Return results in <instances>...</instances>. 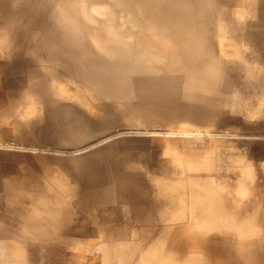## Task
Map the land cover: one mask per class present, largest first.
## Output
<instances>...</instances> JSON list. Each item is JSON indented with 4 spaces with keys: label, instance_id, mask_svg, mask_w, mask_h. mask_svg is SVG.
<instances>
[{
    "label": "rangeland",
    "instance_id": "obj_1",
    "mask_svg": "<svg viewBox=\"0 0 264 264\" xmlns=\"http://www.w3.org/2000/svg\"><path fill=\"white\" fill-rule=\"evenodd\" d=\"M27 1H29L30 4ZM60 1L63 2L65 0H0V41L2 40L4 34V31L1 30V26L7 24V31H9L10 35H13L15 40L14 44L10 47L11 50H9L6 45L0 46V209L4 214L13 215L19 221L18 225L16 224L14 226V229L21 235V237H19L20 240L25 241L24 244H16L14 247V252L17 255L19 254V256L21 254L26 256L29 252V248L26 247V244L28 245L26 242L27 238L30 239V237H33L32 240L37 239L34 237V233L24 225L26 216L36 207L34 206V201L40 199L53 201L56 197L62 200L60 206L62 216L58 222L60 226L59 228L66 232L64 233L65 235L62 236L63 242L58 250H41L40 253L34 254L30 258H26V260H14L13 264H120L119 261L115 260V253L117 251L113 252L111 250L113 249L112 245L114 243L124 245L130 244L132 246L131 248H134V252L136 254L133 255L136 257L134 258L135 261L138 257L139 259H142V251L146 247L151 244L159 246L161 240L165 237L166 238L163 242L165 244L167 243L169 247L174 248L176 251L174 258L178 264H185L189 261V254L195 253L200 254L202 259L204 255V259L206 258L204 260L205 262L202 260L204 264H263L264 0H129L135 4H141V6L147 7L148 12L146 13H150V15L148 14L149 16H147L144 14L146 15L144 16L145 18H154V21L158 22V17H164L163 20L165 21H163L162 24L168 23L169 26L164 24L160 28L159 25H161V22H159L160 24H158L157 30L159 28L160 31L166 30V33L168 30L169 33L167 34L170 36V39L171 35L174 37V33L175 35L182 34L183 37L185 34H187V36H192V34L193 36L195 35L194 42L190 40L192 42L190 47L191 49L189 48L191 42L186 38H180L178 35V37H174L177 44L175 43V40L171 39L173 40L171 49L174 50V52H172L174 53L173 56H175V53L177 54V58L176 56L174 57L176 58L175 60H181V64L184 61L183 65H185L187 60L189 62H186V64L189 63V65H191L192 61L190 62L189 59L196 55V58L193 59L192 57V60H195L193 61L194 63L198 62L196 64L201 62L199 66L193 64V69L191 66V69H189V65H186L188 68L183 66L180 70V63L172 66H168V63L167 65L164 64V67H159L163 70L150 68L153 73L157 70L154 75L153 73L151 74V72H149L150 75H146L145 73L148 70H151L149 67H146L145 69L148 68V70L143 71L145 70L144 66L142 67V74L141 63H138V65L135 61L132 63V61H130L131 58L129 57L127 60L130 62L125 60L127 62H125L126 66L123 64L124 62L122 63V59L123 61L125 59L122 55L124 54L123 50L125 51L126 48L125 46L124 48L121 47L123 46L122 43H124L127 39H112L111 30V25H114L115 22L116 29L122 32L120 28L121 23L117 24L116 21L113 22V20H108V22L105 21V23L100 21L102 23L100 24L97 20L91 21L96 17L94 16L93 18L92 16L89 19L90 21H88L89 23L93 22L94 24L90 23L89 25V23H87L88 21L85 20L87 24L84 21L83 23H80V25L76 26V28L80 26L81 29L84 30V33H82V30L78 28V31L79 29L81 30V33L78 32V35L81 34L79 35L81 37L83 35L86 36L87 29L93 28L92 32L90 30L91 33H94L93 31H95L94 34L98 33L97 36L100 38L104 36L106 37H104L105 39L110 38V40L113 41V44L108 42L109 46L108 48H105L101 46V43L98 44V41L95 40L93 34V37L89 34L92 39L89 38V36H86L88 43L87 39L83 42V37V40L81 39L82 41L79 39L80 37L78 38L76 28L74 29L73 27L74 31L76 30V33L72 30V22L68 21L69 19L67 20L66 16L65 18L63 17L64 19L58 16L55 3H61ZM37 2H43V5L41 4L40 7ZM46 2L48 3L46 4ZM44 4L49 6L46 8ZM108 17L106 18L111 19L110 16ZM22 18L24 20H21ZM148 20L150 21V19ZM32 22H37V26H35L37 29L39 28L38 30L36 29L39 31L38 33L42 32L41 34H43V30H45V36L42 38V41L38 40V35V39H36L37 41L33 39L34 37L31 38L37 33ZM70 22L71 25L69 24ZM26 23H29L30 25L32 24L33 27H29ZM58 24L60 27L62 26L61 28L63 29L61 30H64L63 32H67L71 29L72 32L69 30L71 37L70 34L68 36V32L64 34L62 31L60 32ZM62 24H64V26ZM98 25H102L101 29L100 26L97 28ZM27 27H29V29ZM67 28L69 29L66 30ZM40 29L43 30L40 31ZM98 29L102 32L100 35ZM59 32L63 35H58ZM171 32L173 34H171ZM163 33L165 32L163 31ZM41 34L40 36L42 37ZM72 34H75L76 37L75 35L73 37ZM224 35L227 36V39H225L226 36L224 38ZM62 36L64 40L66 39L65 42L64 40L62 42ZM187 36L185 35V37ZM69 37L73 39L71 40ZM74 38H76V40H74ZM31 39L37 43L32 45L34 42ZM59 39L61 42L58 41ZM68 39L71 41L69 40V43H66ZM185 39L188 41H185ZM231 39H233V41ZM77 40H80L79 43L81 42L78 46H81L82 43H84L82 53L83 51H88V49L85 50V48H89V51L93 50L92 52L94 53L96 52L94 54L90 51L92 54L91 57V54L88 53L90 54L88 56L89 58L93 57L92 64L89 62L91 59H88L87 62V53L84 52L86 53L85 60L89 66H86V62L84 61L85 64L82 63L84 64V67L82 68L87 69V71L79 68V61L76 63L77 59L82 62L81 59L84 57V53L80 54L81 51L76 53L81 49L80 47V49L77 50ZM223 40H229V43L223 44L224 46H226V44L230 45L233 43L232 45L235 47V43L238 42L236 44L238 46L235 47L238 50L234 48V51H232V54L233 52L235 54L232 55L231 53L224 51V48L226 50L227 46L224 47L222 45L221 41L223 42ZM72 41H74V43L76 41L77 44L75 43V47L74 44H70ZM42 42L45 43L43 44ZM57 42L62 44V46L57 44ZM118 42H120L121 45H119L120 43ZM187 42H189V44L186 46L185 43ZM46 43L50 46L46 47ZM89 43L90 47L89 45H87L88 47L85 46V44ZM38 44H40V46ZM45 44L46 46H44ZM94 44L95 48L98 47V50L96 49L97 51L103 53L106 52V54H100L103 56L102 59L99 54L97 55L98 52L94 51L95 49L93 47L90 49L91 46H94ZM36 45L41 47V49H43L41 45L46 47V54L49 53L48 48H51V45H54L55 47L57 45L60 46V48L57 47L58 49H55V47H52V51L50 52L51 54H47L49 56L52 55V59L49 56L47 59V55L42 53L46 56L45 59V57L43 58L41 56V52H45L44 50L40 52V48L38 47L40 54L35 53L37 49ZM176 45L178 47H176ZM221 46H223V48ZM184 47H186L187 50ZM196 47H198L199 50ZM113 48H115L117 52H115V49ZM193 48H196V50ZM227 49L228 51H231L230 49L232 48L227 47ZM193 50H195V52H193ZM120 51L122 52L120 55L121 60H118L116 58H119L118 56ZM187 51L188 53L191 51L195 54H191L190 52L191 57L189 55L188 59L186 56L188 55ZM54 52H58L57 55H53ZM197 53L203 55L199 56ZM208 53L210 56L207 55ZM58 54H63L64 57L61 56V59L64 58L65 61L62 60L59 63L58 61L61 59L57 57L60 56ZM114 55L116 57H114ZM54 56L57 58L55 59ZM71 56H76L75 58L78 56V58L75 61V58L73 57L72 60ZM65 57L67 59V65L65 64ZM112 57L118 61H113ZM199 57L201 60H198ZM106 58L111 59V61L106 60ZM207 58H210L209 61ZM57 59L58 61L56 62ZM94 60H96V62H94ZM102 60L104 61L102 62ZM250 61H252V63ZM134 62L135 66L137 65L138 70L140 67V72L136 70L137 67H135L136 69L133 67L131 68L130 66L127 67V65H129L128 63L134 64ZM202 62H204L203 66H205V69L203 70H205V73L203 71H199V69L197 70L198 67L200 68V65L201 68H203ZM145 64L147 65V63ZM123 65L127 68L123 69ZM194 65L195 68L197 66L195 70ZM166 66L169 70L173 69V71H170V73L167 71L169 75H166V77L162 75V77L161 74L164 72L162 73L161 71L165 70L166 72ZM170 66L172 68H170ZM221 67L224 70L221 69ZM128 68L136 70V75L137 73L138 75L134 76L133 72L135 71L129 72ZM119 69H121L122 72L124 70V73L128 72L127 74L125 73L127 76H125L124 73L119 74L121 71ZM60 70L62 72H65L66 70V72L62 73ZM158 70L161 72L160 74L158 73ZM206 71L208 72V76L213 79L208 78L211 81L214 80L215 83L218 84L211 85L212 87L210 86L211 88L207 89L205 87L207 86L206 83H208L207 80L209 81L208 84H211L213 81L211 82L209 79H204V82L206 81V85H204L203 88L204 90L206 88L207 91H204L202 88L204 93L202 91L201 94V91L198 90H201L200 87L204 84V82L202 83L201 81H203V75H206ZM221 72H224L226 75L221 74ZM129 73H132L133 75L132 80L131 77H128ZM157 73L159 74L158 76ZM84 74L85 77L88 75L86 79H83L85 78ZM118 74L120 78L122 75L128 77V81L124 82V79H122L124 77L123 76L121 79L125 84H121L122 80L119 81ZM101 75L105 79L100 77ZM132 75L130 74V76ZM184 75H186V77ZM221 75L225 76H222L221 78ZM227 75L228 78H225ZM89 76L90 78H88ZM91 76L93 79L95 77V81L91 79ZM96 76L97 79L98 77H100L99 79H104L103 82L99 79L96 80ZM164 78H168L169 81L167 82ZM204 78H207V75ZM219 78H221L220 80L223 82H221L222 84L219 83ZM98 81L100 83H104V81L105 83L107 82L106 84H103L106 86H101L102 83L100 85ZM129 81L131 83H129ZM111 82L114 83V86ZM126 83H129L128 89L119 88V90L121 89L124 92H128L129 98H126L128 100L131 98L132 102H129L127 99L126 100L128 102L124 99L123 101L121 100L122 98H118L119 96L117 97L118 99L114 97L115 95L113 96L114 98L110 96V87H112V90L114 89V91H111L113 95L117 94L115 90L118 91V93L121 91L117 90L119 85L124 88V86L127 85ZM192 84H196L197 86L200 85V87H192ZM212 84H214V82ZM59 85L61 87H59ZM108 86L110 88L109 91L106 89V93L104 92L103 94V91L105 90H102V88L105 89ZM195 88H198L197 91ZM84 90H86L87 93H84ZM90 91L92 93H90ZM124 92L123 94L121 93V95H124L125 97ZM205 92L209 94L208 96L212 95L211 100L209 99L211 102L214 97L217 99H215V101L213 100V102H216L218 106L215 103L213 105L216 106L209 105L211 102L208 103V96L205 98V95H207ZM211 92L212 94H210ZM107 93H110L109 96ZM200 94L202 97H200ZM113 99H116L117 102ZM85 100L86 102L89 100L88 104L89 102L92 103L90 104V107L89 105H85L87 104L85 103ZM204 100H206V102H203ZM206 103L208 105H206ZM91 105L93 106L92 109ZM185 112H187L188 115L191 112L189 116L186 113V119L183 118L185 117ZM140 113L145 116L146 114H149L148 116L152 119L150 120L148 117L147 120V116L142 118L143 116L141 117ZM180 113L184 116H181ZM207 116H209V118ZM188 117H190L189 120ZM141 118L142 120L146 119V124L144 123L145 121L141 122ZM204 118L207 120H203L205 123L202 121ZM212 118L213 120L211 124L208 121H211L209 119ZM86 119H88V121ZM139 123H144L145 125L143 124V126ZM148 123L152 124L153 127ZM177 123H180L184 129L183 127L181 129V126L177 128ZM165 124H167L168 128ZM184 124H186V126L187 124H190V126L187 128ZM147 125H149L148 127L151 130H154L155 133L149 129L146 132L148 128ZM172 126L175 128H172ZM191 126L194 128L196 126L195 129L197 131H195V129ZM205 127L207 128L205 129ZM236 127L238 129H235ZM131 128L138 131L140 129L141 131L145 129V132L142 131V133L134 131ZM174 129L176 131L178 130L179 133L176 131L173 132ZM106 130L108 131L106 132ZM123 131L126 133H123ZM165 131L167 133H165ZM171 131L173 134H168L171 133ZM187 131H189V133H187ZM191 131H195L198 135L200 134V137L202 136V133L200 132L204 131L203 133L205 135L203 134L204 137L199 139L195 137L197 134ZM211 131L214 132L212 133ZM208 132L211 133L209 134ZM219 132H222V134ZM226 132L227 134L223 135ZM110 133H115V135L113 134L111 137ZM190 133L196 135H188ZM214 134L220 135L215 136ZM103 136L105 137V140ZM191 136L195 138L193 139ZM106 137L108 139H106ZM189 137L194 140L193 142L192 140L190 142L195 144L200 142L198 140L202 141L203 138L206 140L205 137H207V140L205 141L207 148L204 145V141L202 142L203 145H199L200 147L196 144L199 149L204 146L202 151H198L199 155L196 153V150L193 152L194 149H196V145H192L190 142L188 143L190 144L189 149H193L191 152L194 154L196 153L197 156L201 155L200 158H202L200 161L203 160L204 163L201 162L200 166L199 164L197 166V163H191L195 164V166L190 165V163L186 161L192 157L190 154H193L189 153L188 155L186 153L190 151L188 150V144V147L183 149V145L189 141ZM97 138L98 140L102 139L103 141L97 142ZM212 138L215 140L216 145L214 144V140ZM195 139H198L196 140L197 142ZM208 139H212L213 141ZM221 139L226 142L219 145L222 142H220ZM176 141H179L181 144ZM210 141L213 143L212 145L210 144ZM206 142H209L208 144L213 149H210ZM84 144H88L89 146H85ZM179 145H182L180 147L181 152L178 147ZM193 146L195 147L193 148ZM85 148L88 149L84 150ZM102 148H104V150ZM66 151L67 153H65ZM77 151L80 152L78 153ZM183 151H185V155L188 156L185 157ZM177 152L179 153L178 155ZM33 154L34 156H32ZM80 155H83V157ZM195 155H193V158L196 157ZM177 156L179 158H177ZM185 158L187 159L185 160ZM200 158H197V160ZM246 159H250L252 161L248 160L249 164H246ZM51 164L53 168L51 167ZM166 165L167 167H165ZM149 167H151V170ZM249 168H252L253 171L252 169L249 170ZM181 169H183V171ZM205 171L210 173L208 174ZM60 172L63 175H61ZM247 173L249 175H247ZM250 174L255 177L251 176V178H249L248 176H250ZM188 175L192 178L190 179L191 182L188 181ZM89 178H91L93 182H90ZM64 179L65 187H62L59 185V181L64 184ZM53 180L55 181L53 182ZM184 180L188 182L184 183L187 185H185L186 187H181L180 185L176 188V190H174L175 188L172 189V186L175 185L176 181L180 182ZM207 182L211 185H217L213 186L218 188L217 191L222 195V197L224 196L223 198L226 205L223 210L232 215L233 224L231 227L224 226L221 229L217 228L209 232H204L200 235H195L193 233L194 236H192V231L189 228L193 222L192 214L191 216L189 215V213H191V208L183 202V199L190 197V183H192L191 187L198 186V188H206L208 184ZM93 183L94 185L95 183L97 184L94 186ZM244 183L248 185V191H250L246 192L247 196L243 197L245 194L240 193L238 188L240 185H244L246 187ZM12 198H14V202L12 201ZM21 205H26L25 209H23ZM255 206L257 208H255ZM10 209H12V211ZM254 209H258L259 213L262 210L263 213L259 214L257 212L258 210L255 211ZM249 211L252 212V214L253 212H256L255 215L258 213V216L253 214L252 216L255 218L251 216L252 218L250 217V219L258 218L259 220L260 217V223L262 224L256 223L257 225H255V220H250L248 218V215L251 214ZM241 212H243L244 215ZM112 213L115 214V216H113ZM117 213L118 215H116ZM149 215L151 216L149 217ZM242 217L249 219V222L248 220H245L246 222H244ZM147 219L149 220L148 224L146 223L148 222ZM242 219L244 223L248 222L249 228L250 226L255 227V233L252 235L242 233L239 229L240 227H243L241 225H244V223L240 222ZM251 221L252 223H250ZM258 224H260V226ZM245 226L247 225L245 224ZM150 232L151 234L149 235L148 233ZM187 232L188 235L186 234ZM163 234H166L165 237H163ZM161 235L163 238L160 240L159 237H161ZM4 239L11 240L10 238ZM48 239H50L48 241H51L52 238L49 237ZM39 240L41 241L42 239H37L36 241L42 243ZM105 240V243H107L105 249H100L102 245L98 242H104ZM175 240L177 242H175ZM48 241H46V243L44 242V244L48 245ZM94 243H96V245ZM105 243H102L103 246H105ZM93 245L95 247L97 246L95 249L98 252L92 248ZM98 247L100 250H98ZM109 249L113 252V254ZM1 252L2 251H0V254ZM99 252H101V254ZM207 252L209 255H207ZM130 254H128L129 257ZM106 258H108V260ZM178 259H181L182 262L181 260L179 262ZM0 262L2 264H12L11 261L9 262V258L6 255H0ZM124 263H126L125 260H123V263L121 264Z\"/></svg>",
    "mask_w": 264,
    "mask_h": 264
},
{
    "label": "bare ground",
    "instance_id": "obj_2",
    "mask_svg": "<svg viewBox=\"0 0 264 264\" xmlns=\"http://www.w3.org/2000/svg\"><path fill=\"white\" fill-rule=\"evenodd\" d=\"M29 4H30V2L29 1H27ZM61 3H58V2H56L55 3V7H56V9H57V13H58V16H60V17H64L65 18V16L67 17V20L68 21H71L72 22V30L74 31V29L76 28V26H78V25H80V23H83L85 20H89L92 16H93V18H94V16H96L95 17V19H93V20H91V21H94V20H97L98 22H100V21H102V23L104 22L105 23V21H107L108 22V20H113V22L114 21H116L117 22V24H120V28H121V30H122V32L121 31H119L118 29H116V26H115V22H114V25L112 24L111 25V30H112V39H114V40H117V39H120V38H122V39H127L126 41H124V43H122V47L121 48H124V46H125V51L123 50V52H124V54H122V52L120 51V54H119V58H116V59H120L121 60V58H120V55L122 54L123 55V58L125 57V59H124V61H123V59H122V63L123 64H125V62L126 61H128L127 60V58L129 57V58H131L130 59V61H132V63H133V61H135L136 63H137V65H138V63L140 64L141 63V65H139V66H141V68L144 66V69L146 68V67H149V69L150 68H158V69H160V70H163L162 68H159V67H162L164 64L165 65H167L168 63V66L169 65H174V64H177V63H180L181 64V60H179V61H176L175 59L177 58V54L175 53V56H176V58H174L175 56H173L174 55V53H172V52H174V50L173 49H171L172 48V41L173 40H175L174 39V37L176 36V37H178V36H180V38L181 37H183V35L181 34H176L175 35V33H174V37H172V35H171V39H173V40H171L169 37L170 36H168V34L167 33H169V31L167 30V33H166V30H162V31H160L159 29L161 28V26L162 25H164V24H166V23H164V24H162L163 23V21H165V20H163V18L164 17H162V18H159L158 17V22L157 21H154V18H148V17H144V16H149L150 15V13H146V12H148V9H147V7H145V6H141V4H135V3H133L132 1H129V0H100V1H98V0H65V1H60ZM38 3V5H40V7H41V4L43 3H39V2H37ZM36 3V4H37ZM45 3V2H44ZM48 2H46V4H47ZM27 4V3H26ZM32 4V3H31ZM46 4H44L45 6H46ZM16 5V4H15ZM17 5H18V3H17ZM43 5V4H42ZM47 6H49V5H47ZM47 6H46V8H47ZM147 10V11H146ZM98 12V13H97ZM144 14H146V15H144ZM149 14V15H148ZM141 17H140V16ZM100 16H101V19H100ZM108 17V16H110L111 17V19H108V18H106V17ZM104 17V18H103ZM144 17V18H143ZM63 18V19H64ZM103 18V19H102ZM150 19V21L148 20V19ZM147 19V20H146ZM21 20H24L23 18L21 19ZM157 20V19H156ZM162 20V21H161ZM67 21V22H68ZM90 21V20H89ZM89 21L87 22V23H89ZM71 22L69 23L70 25H71ZM156 22H157V24H156ZM159 22H161V25H159L160 26V28L157 30V26H158V24H160ZM33 23V22H32ZM37 23V22H36ZM36 23H33L34 24V27H35V31L37 32L36 33V35L35 36H32L31 38H33V39H38V37H37V35L39 36V39L38 40H41L42 41V38L45 36V34H44V32H45V30H43V29H40V31H42L43 30V34H41V33H38L39 31H37L38 29L36 28V26H37V24ZM85 23H86V21H85ZM84 23V24H85ZM86 23V24H87ZM90 23H93V22H90ZM90 23H89V25H90ZM101 22H100V24H102ZM27 25H29V27L30 26H32V24L30 25L29 23H26ZM60 24V23H59ZM58 24V25H59ZM94 24V23H93ZM96 24V23H95ZM26 25V26H27ZM36 25V26H35ZM63 26H64V24H62ZM92 25V24H91ZM169 26V24L167 23L166 24V26ZM8 24L7 25H3V26H1V30L2 31H4V34H3V38H2V40L0 41V46H3V45H6L8 48H9V50H11L10 49V47L14 44V42H15V40H14V37H13V35H10V33H9V31H7V29H8ZM99 26L100 25H98V27L97 28H99ZM102 26V25H101ZM101 26H100V29H101ZM108 26V25H107ZM165 26V27H166ZM29 27H27L28 29H29ZM33 27V26H32ZM59 27H60V25H59ZM62 27V26H61ZM60 27V32L62 31L61 29H63V28H61ZM73 27H74V29H73ZM117 27H119V26H117ZM26 28V29H27ZM78 28H80L81 29V27L79 26V27H77L76 28V30L78 29ZM95 28V27H94ZM97 28H96V30H97ZM167 28V27H166ZM32 29V28H31ZM37 29V30H36ZM69 28H67L66 30H68ZM79 29V31L77 30H75L74 31V33H76L77 35H78V32H80L81 30ZM86 29V28H85ZM93 29V28H92ZM92 29L90 28H88L87 29V32H86V36H89V34H91V36L93 37V35H94V37H95V40H97L98 41V44L99 43H101V46H103V47H105V48H108V46H109V44H108V42H110V44H113V41L112 40H110V38H107V39H105L104 37H102L103 36V34H102V38H104L103 40H101L102 38H100V37H98L97 35H98V33L97 34H94L95 33V31H93L94 33H91L92 32ZM100 29H98L99 30V35H100V33H102V32H100ZM65 30V31H66ZM70 31H71V29H69ZM67 31L68 32V36H69V34H70V37H71V33H69L70 31ZM90 30H91V32H90ZM34 31V30H33ZM34 31V32H35ZM64 31V30H63ZM62 31V32H63ZM163 31L165 32V33H163ZM171 31V30H170ZM33 32V33H34ZM57 32V31H56ZM59 32V34L58 33H56V34H58V35H61L62 33H60ZM67 32H63V34L64 33H67ZM72 32V31H71ZM90 32V33H89ZM55 33V32H54ZM81 33V32H80ZM82 33H84V30H82ZM126 33V34H125ZM35 34V33H34ZM40 34L42 35V37L40 36ZM62 34V35H63ZM93 34V35H92ZM171 34H173L172 32H171ZM33 35V34H32ZM65 35H67V34H65ZM64 35V36H65ZM74 35L75 34H72V36L74 37ZM79 35H81V34H79ZM78 35V38L81 40L82 39V37H83V42L87 39L86 38V36L85 35H83L82 37L81 36H79ZM178 35V36H177ZM186 36H187V34H185ZM185 35H184V37L183 38H186V39H188L189 41L190 40H192V42H194V37H195V35L193 36V34H192V36L191 35H189V36H191V37H189V36H187V37H185ZM91 36H89V38H91ZM225 36L226 35H224V38H225ZM37 37V38H36ZM40 37H41V39H40ZM69 37V38H70ZM75 37H76V35H75ZM48 38V37H47ZM62 38H63V36H62ZM67 38V37H66ZM77 38V39H78ZM100 38V39H99ZM192 38V39H191ZM71 40L73 39V38H70ZM70 39H68L67 40V42L66 43H69L68 41L70 40ZM92 39V38H91ZM178 39V38H177ZM185 39V41H188V40H186ZM225 39H227V36H226V38ZM32 40V39H31ZM63 40H64V38L62 39V42H63ZM66 40V39H65ZM65 40H64V42H65ZM70 40V41H71ZM74 40H76V38H74ZM79 40V41H80ZM81 40V41H82ZM90 40V39H89ZM184 40V39H183ZM201 40H202V38H201ZM200 40V41H201ZM232 41H233V39H231ZM230 40V41H231ZM34 43H32V45H34V44H36L35 43V41L34 40H32ZM37 41V40H36ZM40 41V42H41ZM59 42H61V40L59 39L58 40ZM78 41V40H77ZM79 41L76 43V41H75V43L77 44V46H76V44L74 43V41H72V43L70 42V44H74V47L76 46L77 47V50L78 49H80V47H81V49L80 50H78L76 53H78L79 51H81V53L80 54H83L84 52H86V53H84L83 55H84V57L82 58V57H79V58H82L81 59V61L82 62H80V60H78L77 58H78V56H77V58H75L74 56H71L72 58V60H73V57L75 58L74 60L76 61V59H77V61H76V63H78V61H79V63H84V61L86 62V58H87V62H88V59H91L92 60V62H91V60L89 61L90 62V64H92L93 63V57L92 58H89L88 56L91 54L90 53V51L92 52L93 50H90L89 51V48H85V50H87L88 49V51H83V53H82V49H84V43H82V45L81 46H78V45H80L81 44V42L79 43ZM92 41V40H91ZM227 40H223V42L221 41V43H222V45L224 44V43H229V40L226 42ZM56 42V41H55ZM191 42V41H190ZM192 42L190 43V46H189V48L191 47V44H192ZM39 43V42H38ZM43 44L45 43V42H42ZM52 43V42H51ZM50 43V44H51ZM87 43H88V39H87ZM118 43H120V42H118ZM175 43H176V40H175ZM183 43H184V41H183ZM230 43H232V42H230ZM235 43V42H234ZM238 43V42H237ZM237 43H235V47H237L238 45H236ZM41 44V43H40ZM40 44H38L39 46H40ZM46 44H47V46H46ZM44 46H46V47H48V46H50V45H48V43H46ZM57 44H59L58 42H57ZM64 44V43H63ZM177 44V43H176ZM186 44V46L189 44V42H187V43H185ZM194 44V43H193ZM233 44V43H232ZM232 44H230V45H232ZM38 45H36L37 46V49H36V52L35 53H39V48H40V52L42 51V50H44L45 52H41V56L44 58L45 57V59H46V56L45 55H43L42 53H44V54H46V47H44L43 45H41L42 46V48L43 49H41V47H39ZM59 45H61L62 46V44H59ZM87 45H89V47H90V43L89 44H85V46H87ZM119 45H121V43L119 44ZM183 45V44H182ZM229 44H226V46L227 47H229V48H232V49H230L231 51H228V49H227V47L226 46H224V47H226V50H225V48H224V51L225 52H227V53H231L232 54V51H234L233 49L235 48V47H233V45L232 46H228ZM70 46V45H69ZM127 46H128V48H127ZM223 46H221L222 48H223ZM39 47V48H38ZM52 47H55L54 45H51V48L49 47L48 49L50 50H48V52L50 53L51 51H52ZM57 47H59L60 48V46H57L56 45V47H55V49L57 48ZM65 47V46H64ZM63 47V48H64ZM83 47V48H82ZM88 47V46H87ZM92 47L95 49L94 51H97L98 49V47L97 48H95V44H94V46H91V48L90 49H92ZM116 47V46H115ZM120 47V46H119ZM176 47H178L177 45H176ZM35 48V47H34ZM154 48H155V50H154ZM186 50H187V48L186 47H184ZM197 49H198V47H196ZM196 48H193V49H195L196 50ZM243 48V47H242ZM58 49V48H57ZM62 49V48H61ZM97 49V50H96ZM113 49H115V48H113ZM127 49H128V51H127ZM158 49V50H157ZM175 49V48H174ZM184 49V50H185ZM191 49V48H190ZM235 49H237V48H235ZM244 49V48H243ZM4 50V49H3ZM3 50H2V52H3ZM68 50V49H67ZM104 50V49H103ZM173 50V51H172ZM176 50V49H175ZM183 50V51H184ZM195 50H193V52H195ZM199 50V49H198ZM221 50V49H220ZM238 50V49H237ZM38 51V52H37ZM53 51H54V48H53ZM57 51V50H56ZM60 51V50H59ZM62 51H63V49H62ZM119 51V50H118ZM178 51V50H177ZM236 51V50H235ZM5 52V51H4ZM65 52V51H64ZM68 52V51H67ZM98 53H97V55L99 54H101V53H103V52H100V51H97ZM115 52H117L116 51V49H115ZM176 52V51H175ZM184 52H186V51H184ZM190 52L191 51H189V53H188V51H187V53H188V55H186L187 56V58H188V56L190 55ZM193 52H191V54H195V53H193ZM0 53H1V51H0ZM10 53H11V51H10ZM49 53H47V54H49ZM58 53V52H57ZM57 53L56 52H54L53 53V55L55 54V55H57ZM60 53H62V52H60ZM66 53V52H65ZM72 53H74V52H72ZM88 53H90V54H88ZM92 53H94V52H92ZM96 53V52H95ZM94 53V54H95ZM109 53V52H108ZM226 53V54H227ZM236 53H237V51H236ZM3 54V53H2ZM40 54V53H39ZM38 54V55H39ZM46 54V55H47ZM51 54V53H50ZM87 55V57L85 58V56ZM103 54H106V52L105 53H103ZM103 54H101V55H103ZM233 54H235L234 52H233ZM232 54V55H233ZM8 55V54H7ZM58 55H60V54H58ZM68 55V54H67ZM73 55H76V54H73ZM83 55H79V56H83ZM97 55H93V56H97ZM100 55V56H101ZM197 55H203V54H198L197 53ZM208 56H210L209 55V53L207 54ZM219 55H221V54H219ZM228 55V54H227ZM230 55V54H229ZM239 55V54H238ZM49 55H47V59L49 58V57H51V56H49ZM61 56H63V54L62 55H60V56H57L58 58H62ZM66 56V55H65ZM92 56V54L90 55V57ZM105 56V55H104ZM116 56H117V54H116ZM115 55H114V57H116ZM179 56V55H178ZM185 56V57H186ZM196 55H194V57H193V59L194 58H196L195 57ZM41 57V58H42ZM56 57V58H57ZM64 57V56H63ZM99 57V56H98ZM102 57L103 56H101V59H102ZM107 57V56H106ZM110 57V56H109ZM108 57V58H109ZM114 57H112L113 59V61L115 60V58ZM122 57V56H121ZM190 57H191V55H190ZM192 57L189 59L190 60V62L192 63H190L191 65H189V63L188 64H186V62H189L188 60L185 62V65H183L184 63V58H183V62H182V64L180 65L179 64V69L180 68H182L183 66H186V65H189L188 67H192V65L193 64H196V63H198V62H196V63H194L193 61H195V60H192ZM53 57H51V59H52ZM54 58H55V56H54ZM55 58V59H56ZM105 58V57H104ZM103 58V59H104ZM181 58V57H180ZM202 58V57H201ZM214 58V57H213ZM213 58H211V59H213ZM227 58V57H226ZM229 58V57H228ZM237 58V57H236ZM65 59H66V57H65ZM94 59H95V57H94ZM96 59H97V57H96ZM135 59H137L138 60V62H137V60H135ZM175 61H174V60ZM200 59V57L198 58V60ZM202 59H204V58H202ZM208 59V61H209V59L210 58H207ZM62 60H64V58L63 59H61V60H59L58 61V59L56 60V62L58 61L59 63H60V61H62ZM99 60V59H98ZM106 60H109V61H111V59H107L106 58ZM118 60H115L116 62L118 61ZM126 60V61H125ZM201 60V59H200ZM53 61V60H52ZM55 61V60H54ZM65 61V60H64ZM100 61V60H99ZM104 60H102V62H103ZM130 61H128V62H130ZM203 61V60H202ZM87 62H86V66H89L88 64H87ZM94 62H96V60H94ZM107 62V61H106ZM135 62H134V64H130V63H128L129 65H127V67H133V68H135V67H137V65L135 66ZM213 62V61H212ZM211 62V63H212ZM251 63H252V61H250ZM67 63V59H66V62H65V64ZM78 63V66H79V68H81L82 70L84 69V71H87V69H85V68H82V67H84L83 65L84 64H79ZM101 63V62H100ZM127 63V62H126ZM145 63H147V65L145 64ZM203 64H202V66L204 65V62H202ZM210 63V64H211ZM256 63V62H255ZM61 64H63V63H61ZM64 64V65H65ZM117 64V63H116ZM199 64H201V62L199 63ZM199 64H196L197 66H199ZM209 64V63H208ZM216 64V63H215ZM250 64V63H249ZM50 65H52V64H50ZM64 65H61V66H64ZM67 65V64H66ZM65 65V66H66ZM96 65V64H95ZM122 65V64H121ZM131 65H133V66H131ZM149 65V66H148ZM53 66V65H52ZM85 66V67H86ZM96 66H98V65H96ZM125 66H126V64H125ZM124 65H123V69H125V68H127V67H125ZM170 66V68H172ZM178 66V65H177ZM197 66H196V68H197ZM69 67H70V65H69ZM164 67V66H163ZM174 67V66H173ZM187 66H186V68H188ZM191 67L189 68V69H191ZM205 66H203V68H201V65H200V68L198 67L197 68V70L199 69V71H203L204 73H205V70H203V69H205L204 68ZM212 67V66H211ZM223 67V66H222ZM221 67V69H223ZM100 68V67H99ZM167 68V70H166V72H165V70L164 71H161L163 74H161V76L163 75L164 77H166V75L168 76L169 74L168 73H170V71L172 72L173 71V69L171 70H169V68L166 66L165 67V69ZM195 68V65H194V70L196 69ZM218 68V67H217ZM216 68V69H217ZM253 68V67H252ZM251 68V69H252ZM47 69V68H46ZM52 69H54V68H52ZM60 69V68H59ZM72 69V68H71ZM106 69V68H105ZM136 69V68H135ZM192 69H193V67H192ZM231 69H233V68H231ZM69 70V69H68ZM67 70V71H68ZM73 70V69H72ZM119 70H121V69H119ZM131 70V71H130ZM136 70H138V67H137V69ZM136 70H134V69H129L128 68V71L129 72H133V71H135V72H133V75L134 76H137L138 75V73H137V75H136ZM142 70H143V68L141 69V72H142ZM148 70V68L147 69H145V70H143V71H147ZM151 70V69H150ZM181 70V69H180ZM224 70V69H223ZM229 70H230V68H229ZM256 70V69H255ZM254 70V71H255ZM50 71V70H49ZM61 71V70H60ZM64 71V70H63ZM75 72H77L76 70H74ZM117 71V70H116ZM126 71H127V69H126ZM157 70H155V72H156ZM167 71H168V73H167ZM175 71V70H174ZM222 71V70H221ZM62 72V71H61ZM65 72H66V70H65ZM65 72H62V73H65ZM138 72H140V67H139V70H138ZM149 72H151V74L153 73V71L151 70V71H147L145 74L146 75H150L149 74ZM153 73V75L154 74H156V73ZM161 72H159V70H158V73L160 74ZM192 72H193V70H192ZM207 72V71H206ZM230 72H232V71H230ZM69 73V72H68ZM116 73V72H115ZM117 73H119V72H117ZM122 73H124V70H123V72H122V70L120 71V73L119 74H122ZM126 74L128 73V72H125ZM125 73H124V75H125ZM157 73V76L159 75ZM167 73V74H166ZM220 73V72H219ZM86 74V73H85ZM85 74H84V77H85ZM119 74H118V77H119ZM130 74L132 75V73H129V75H128V77L130 78L131 77V80H132V78H133V75L132 76H130ZM142 74H143V72H142ZM178 74V73H177ZM201 74V73H200ZM221 74H225L224 72L222 73L221 72ZM124 75H122L121 76V78L124 76ZM141 75V74H140ZM171 75V74H170ZM191 75V74H190ZM202 75H203V73H202ZM207 75V78H204L205 76ZM206 75H203L204 77H203V81H201L202 83L204 82V79L205 80H207V79H209L210 77L208 76V72L206 73ZM226 75V74H225ZM224 75V76H225ZM83 76V75H82ZM88 75H86V77H87ZM105 76V75H104ZM125 76H127V75H125ZM123 77L122 79H124V82H127L128 81V77ZM156 76V75H155ZM160 76V78H162ZM181 76V75H180ZM185 77H186V75H184ZM222 76L223 75H221V78H222ZM223 76V77H224ZM231 76V75H230ZM86 77L85 78H83V79H86ZM92 77V76H91ZM100 77H102V78H104L102 75L100 76ZM100 77H98V79L100 78ZM114 77V76H113ZM117 77V76H116ZM209 77V78H208ZM88 78H90V76L88 77ZM102 78L101 79H99L100 81L102 80ZM115 78V77H114ZM114 78H112V79H114ZM120 77H119V81H121L122 79H121ZM128 78V79H127ZM212 78V77H211ZM210 78V79H211ZM221 78H219V80L221 79ZM225 78H228V75L225 77ZM91 79H93V77L91 78ZM97 79V76H96V80H98ZM105 79V78H104ZM103 79V80H104ZM125 79H127V80H125ZM209 79V80H210ZM213 79V78H212ZM77 80V79H76ZM94 81H95V77H94V79H93ZM103 80H102V82H103ZM116 80V79H115ZM118 80V79H117ZM162 80H163V78H162ZM164 80H166L167 82L169 81V79L168 78H164ZM218 80V81H219ZM81 81H82V79H81ZM108 81V80H107ZM111 81V80H110ZM211 81V80H210ZM214 82V84H212L213 82ZM211 82V84H208L209 83V81L207 80V82L208 83H206L207 84V86H205L207 89L208 88H211L212 86L211 85H216V84H218V83H215V81L214 80H212ZM217 81V80H216ZM85 82H87V81H85ZM101 82V83H102ZM206 82V81H205ZM205 82H204V84L203 85H201V87H200V85L199 86H197L196 84L194 85V84H192V87L194 86V87H200L201 88V90H198V91H201V94H202V91L204 90V85H206L205 84ZM222 81L220 80L219 81V83L220 84H222L221 83ZM79 83V82H78ZM84 83V82H83ZM90 83V82H89ZM98 83H100L99 81H98ZM101 83H100V85H101ZM107 83V82H106ZM105 83V81H104V83H102V85L101 86H106V85H103V84H106ZM112 83V82H111ZM120 83V82H119ZM123 83V80L121 81V84ZM129 83H131L130 81H129ZM128 83V84H129ZM64 84H66V83H64ZM68 84V83H67ZM85 84V83H84ZM88 84V83H87ZM114 83H112V85H113ZM123 84H125V83H123ZM127 84V83H126ZM125 85L124 86V88H123V86L122 87H120V85H119V87L117 88V90H119V88H122V89H128V86L129 85ZM61 85V84H60ZM59 85V87H61ZM91 85H93V84H91ZM100 85H98V86H100ZM109 85H110V83H109ZM100 86V87H101ZM111 86V85H110ZM114 86V85H113ZM127 86V87H126ZM211 86V87H210ZM220 86V85H219ZM105 88V87H104ZM111 88V91H114V89L112 90V87H110ZM109 86L108 87H106L105 89H103L102 88V90H105V91H103V94H104V92L106 93V89H107V91H109ZM202 88H203V90H202ZM206 88H205V90L204 91H207L206 90ZM220 88V87H219ZM196 89V91H197V89L198 88H195ZM195 89H194V94H195ZM221 89V88H220ZM121 90V89H120ZM119 90V91H120ZM185 90V89H184ZM210 90H212V89H210ZM81 91V90H80ZM79 91V92H80ZM85 92L84 93H87L86 92V90H84ZM88 91V90H87ZM100 91H101V88H100ZM110 91V96L111 97H113L114 95V97L116 98V99H118V98H122L121 100H125V101H127L128 99L127 98H129V96H128V92H124V91H120L119 93H118V91H116L115 90V92L117 93V94H113L112 95V92ZM127 91V90H126ZM204 91H203V93H204ZM123 92H124V94H125V97H124V95H121V93L123 94ZM217 92V91H216ZM90 93H92L91 91H90ZM206 93V92H205ZM93 94H94V92H93ZM108 94V93H107ZM106 94V95H107ZM109 94H108V96H109ZM201 94H200V97H202L201 96ZM207 95H205V98L209 95L208 93H206ZM210 94H212V92L210 93ZM79 95V94H78ZM82 95V94H81ZM95 95H97V94H95ZM117 95V96H116ZM94 96V95H93ZM119 96V97H118ZM121 96V97H120ZM123 96V97H122ZM211 96L212 95H210V96H208V100L210 99L211 100ZM111 97H109V98H111ZM113 97V98H114ZM118 97V98H117ZM127 97V98H126ZM80 98V97H79ZM78 99V98H77ZM116 99H113L114 101L116 100ZM127 99V100H126ZM203 99H204V96H203ZM202 99V100H203ZM215 97L213 98V100L215 101ZM80 100H82V99H80ZM87 100V99H86ZM86 100H85V103H87V104H85V105H89V107H90V104H92V103H90L89 102V104H88V101L86 102ZM121 100H119V101H121ZM123 100V101H124ZM209 100V102L208 103H210L211 101ZM213 100H212V104L210 103L209 105L211 106V105H213L214 103L215 104H217L216 102H213ZM217 100V99H216ZM43 101V100H42ZM122 101V102H123ZM129 102H132V100H131V98H130V100H128ZM127 101V102H128ZM219 101V100H218ZM221 101V100H220ZM83 102V101H82ZM92 102V101H91ZM116 102H117V100H116ZM203 102H206V100H204ZM202 103V102H201ZM119 104H120V102H119ZM206 105H208L207 103H206ZM213 106H216V105H213ZM217 106H218V104H217ZM10 107V106H9ZM93 108V106L91 105V109ZM215 108V107H214ZM5 110V109H4ZM185 110H187V109H185ZM23 112H26V111H23ZM10 113V112H9ZM16 113V112H15ZM186 113L187 112H185V117H183V118H185L186 119V117H187V115H188V113H187V115H186ZM191 113V112H190ZM190 113H189V115H190ZM5 114V113H4ZM7 114V113H6ZM141 114V113H140ZM149 114H146V116L143 114H141V117L142 118H145L146 117V119L149 117L148 116ZM180 115L181 116H184V115H182L181 113H180ZM188 115V116H189ZM206 115H208V114H206ZM211 115V114H210ZM209 115V116H210ZM4 116V115H3ZM145 116V117H144ZM209 116H207L208 118H209ZM212 116V115H211ZM20 117V116H19ZM207 117H205V118H207ZM142 118L140 119V120H142ZM189 118L190 117H188V120H189ZM202 119V121L204 120V121H207L206 119ZM211 118V117H210ZM146 119H144V120H142L141 122H144ZM148 119H152V118H148ZM147 119V120H148ZM23 120V119H22ZM87 121H88V119H86ZM180 120V119H179ZM209 120H211V121H208L209 123H211L212 124V120H213V118L212 119H209ZM214 120H215V118H214ZM183 121H185V120H183ZM199 121H201V120H199ZM203 121V122H204ZM147 122H149V121H147ZM207 122V123H208ZM215 122H217V121H215ZM215 122H214V125H215ZM145 124H146V121L144 122ZM143 123V124H144ZM185 123V122H184ZM187 123H188V121H187ZM205 123V122H204ZM206 123V124H207ZM88 124V123H87ZM139 124H142V123H139ZM142 124V125H143ZM144 124V125H145ZM149 125H151L152 126V124H150V123H148ZM171 124H174V123H171ZM180 124V123H179ZM178 123L176 124V126H177V128H179L180 126V128L182 129V125L180 124L179 125ZM191 124V123H190ZM190 124H187V126H186V124H184L185 125V127H189L190 126ZM17 125V124H16ZM143 125V126H144ZM149 125H147V127L149 126ZM155 125V124H154ZM166 125V127H167V124H165ZM169 125V124H168ZM20 126V125H19ZM18 126V127H19ZM87 126V125H86ZM157 126V125H156ZM175 126V125H174ZM175 126V127H176ZM209 126V125H208ZM211 126V125H210ZM153 127V126H152ZM165 127V126H164ZM163 127V128H164ZM169 127H171V126H169ZM175 127H173L172 126V128H175ZM192 127V126H191ZM191 127H190V129H191ZM199 127V126H198ZM197 127V128H198ZM201 127H202V125H201ZM88 128V127H87ZM114 128V127H113ZM168 128V127H167ZM192 128H194V127H192ZM195 128H196V126H195ZM194 128V129H195ZM207 127H205V129H206ZM208 128H210V127H208ZM123 129H124V127H123ZM126 129V128H125ZM128 129V128H127ZM132 130H134V131H138V130H135V129H133V128H131ZM138 129V128H137ZM144 129V128H143ZM148 129L149 130H151L149 127L147 128V130H146V132L148 131ZM154 129V128H153ZM183 129H184V127H183ZM199 129V128H198ZM201 129V128H200ZM235 129H238L237 127L235 128ZM240 129V128H239ZM145 130V129H144ZM144 130H142L143 132H145ZM228 130V129H227ZM108 130H106V132H107ZM110 131V130H109ZM133 131V132H134ZM141 131V129L138 131V132H142ZM151 131H153V133H155L154 132V130H151ZM169 131V130H168ZM174 131H176L175 129L173 130V132ZM195 131H197L196 129H195ZM195 131H191V132H195ZM105 132V133H106ZM115 132V131H114ZM119 132H120V130H119ZM118 132V133H119ZM126 132H127V130H126ZM126 132H124L123 131V133H126ZM129 132V131H128ZM137 132V133H138ZM142 132V133H143ZM173 132L171 131V133H168V134H173ZM176 132H178V130L176 131ZM180 132H181V130H180ZM204 131H201L200 133H202V136L201 137H204V133H203ZM212 132V131H211ZM210 132V133H211ZM214 132V131H213ZM212 132V133H213ZM224 132V131H223ZM152 133V132H151ZM159 133H160V131H159ZM161 133H163V132H161ZM165 133H167L166 131H165ZM179 133V132H178ZM186 133V132H185ZM187 133H189V131H187ZM186 133V134H187ZM196 133V132H195ZM205 133H207V132H205ZM209 133V132H208ZM209 133V134H210ZM219 133H221L222 134V132H219ZM228 133H234V132H228ZM239 133H241V132H239ZM243 133V132H242ZM250 133H252V132H250ZM114 135H115V133H113ZM113 134H111L110 133V136L111 135H113ZM117 134V133H116ZM134 134V133H133ZM176 134V133H175ZM181 134V133H180ZM193 134V133H192ZM191 133L190 134H188V135H192ZM197 134V135H196ZM196 134H193V135H196L195 137H197V138H201L200 137V134L198 135V133H196ZM204 134V135H203ZM227 134V132L226 133H224L223 135H226ZM236 134V133H235ZM234 134V135H235ZM107 135V134H106ZM192 135V136H193ZM207 135V134H206ZM215 136L216 135H220V134H214ZM213 135V136H214ZM233 135V134H232ZM237 135H241V134H237ZM236 135V136H237ZM105 136V135H104ZM103 136V137H104ZM110 136L108 135V137L110 138ZM191 136V137H192ZM209 136V135H208ZM211 136H212V134H211ZM112 137V136H111ZM195 137H192L193 139L195 138ZM239 137V136H238ZM237 137V138H238ZM96 138V137H95ZM167 138V137H166ZM182 138V137H181ZM192 138L190 139V137H189V141L185 144L184 143V148L183 149H185V148H187L188 146V150H190L189 152H186L188 155H189V153H193V152H195V150L197 151L196 153H198V151L200 152V151H202L203 150V148H204V146L203 147H201L200 149H199V145H203V141H204V145H205V147H206V144H205V141L207 140V137H205V139L206 140H204V138L202 139V141L201 140H198V139H195V141L196 140H198V141H200V142H198V143H201V144H198V143H192L194 140H192ZM209 138V137H208ZM106 139H108L107 137H106ZM213 139V138H212ZM212 139H208V140H211V141H213ZM97 140V142L98 141H103L102 139L101 140H98V138L96 139ZM104 140H105V137H104ZM192 140V142H190ZM224 140V139H223ZM226 140V139H225ZM95 141V140H94ZM93 141V142H94ZM175 141V140H174ZM185 141V140H184ZM211 141H210V144L212 145L213 143H211ZM222 141V139L220 140V142ZM176 142H179V141H176ZM190 142V144L192 143V145H196V149H194V151L193 152H191V150H193L192 148L191 149H189L190 148V144H188ZM197 142V141H196ZM224 142H226V141H222L219 145H221V144H223ZM11 143V142H10ZM95 143V142H94ZM175 143V142H174ZM180 143V142H179ZM207 143V142H206ZM209 143V142H208ZM207 143V144H208ZM90 144V143H89ZM92 144V143H91ZM181 144V143H180ZM182 144H183V142H182ZM187 144H188V146H187ZM214 144H215V140H214ZM19 145H21V144H19ZM85 145V144H84ZM83 145V146H84ZM88 145V144H87ZM87 145H85V146H87ZM177 145H178V143H177ZM186 145V146H185ZM191 145V146H192ZM216 145V144H215ZM26 146V145H25ZM89 146V145H88ZM182 146V145H181ZM180 145L178 146L179 147V150H180V152H181V147ZM208 146L210 147V145L208 144ZM214 146V145H213ZM91 147V146H90ZM104 147V146H103ZM171 147V146H170ZM195 146H193V148H194ZM198 147V148H197ZM216 147V146H215ZM76 148V147H75ZM89 148V147H88ZM88 148H85L84 150H86V149H88ZM100 148V147H99ZM207 148V147H206ZM78 149V148H77ZM103 150H104V148H102ZM173 149V148H172ZM182 149V150H183ZM199 149V150H198ZM210 149H213V148H211L210 147ZM99 150V149H98ZM102 150V151H103ZM166 150V149H165ZM187 150V149H186ZM185 150V151H186ZM187 150V151H188ZM75 151V150H74ZM174 151H177V150H174ZM185 151H183V154L185 155ZM69 152V151H68ZM78 152V151H77ZM80 152V151H79ZM78 152V153H79ZM208 152V151H207ZM58 153V152H57ZM65 153H67V151L65 152ZM75 153V152H74ZM195 153V154H196ZM247 153V152H246ZM62 154V153H61ZM73 154V153H72ZM80 154H82V153H80ZM179 153L177 152V155H178ZM194 153L193 154H190V155H192V157H190V159H187V158H185V160L186 161H188L189 163H190V165H194L195 166V164L197 163V166H198V164H199V166L201 165L200 163L202 162V163H204V161L202 160V161H200L201 160V158H200V156H197V154L195 155ZM84 155V154H83ZM83 155H80L81 157H83ZM137 155V154H136ZM164 155V154H163ZM188 155H185V157L186 156H188ZM193 155H195L197 158H200V159H198L197 160V158L196 157H194V158H196V159H194L193 158ZM198 155H199V153H198ZM203 155H205V154H203ZM207 155V154H206ZM210 155V154H209ZM32 156H34V154L32 155ZM180 156V155H179ZM33 158V157H32ZM138 158V157H137ZM177 158H179L178 156H177ZM180 158H181V156H180ZM246 158H248V157H246ZM251 158V157H250ZM162 159V158H161ZM194 159V160H193ZM205 159V158H204ZM30 160H31V158H30ZM84 160V159H83ZM82 160V161H83ZM86 160H87V158H86ZM85 160V161H86ZM117 160V159H116ZM174 160V159H173ZM247 160V159H246ZM249 161H252V160H250V159H248ZM247 160V162H246V164L248 163L249 164V161ZM162 161V160H161ZM34 162V161H33ZM176 162H177V160H176ZM181 162V161H180ZM121 163V162H120ZM162 163V162H161ZM169 163H170V161H169ZM173 163H175V162H173ZM178 163V162H177ZM191 163H195V164H191ZM87 164V163H86ZM96 164H98V163H96ZM179 164V163H178ZM245 164V163H244ZM242 165V164H241ZM239 166V165H238ZM237 166V167H238ZM249 166V165H248ZM251 166V165H250ZM51 167H52V164H51ZM101 167V166H100ZM165 167H167V165L165 166ZM180 167H181V165H180ZM207 167V166H206ZM240 167V166H239ZM53 168V167H52ZM55 168V167H54ZM150 168V170H151V167H149ZM48 169V168H47ZM100 169V168H99ZM250 169H252V168H249V170ZM55 170V169H54ZM54 170H52V171H54ZM56 170H58V169H56ZM182 171H183V169H181ZM209 170H210V168H209ZM209 170H207V171H209ZM248 170V169H247ZM252 171H253V169H252ZM251 171V172H252ZM58 172V171H57ZM153 172V171H152ZM166 172V171H165ZM185 172H186V170H185ZM206 172V171H205ZM246 172V171H245ZM248 172V171H247ZM250 172V171H249ZM59 173V172H58ZM61 173V172H60ZM188 173V172H187ZM206 173H210V172H206ZM34 174H35V172H34ZM160 174V173H159ZM184 174V173H183ZM192 174H193V172H192ZM246 174V173H245ZM61 175H63L62 173H61ZM169 175V174H168ZM185 175V174H184ZM194 175V174H193ZM207 175V174H206ZM247 175H249L248 173H247ZM90 176V175H89ZM92 176V175H91ZM178 176V175H177ZM251 174H250V176H248L249 178H251ZM254 176V175H253ZM252 176V177H253ZM27 177V176H26ZM50 177V176H49ZM164 177V176H163ZM163 177H161V178H163ZM165 177H166V175H165ZM173 177V176H172ZM188 177H189V175H188ZM246 177V176H245ZM255 177V176H254ZM259 177V176H258ZM262 177V176H261ZM30 178V177H29ZM78 178V177H77ZM90 179V182L92 181L91 180V178H89ZM151 179V178H150ZM156 179V178H155ZM182 179V178H181ZM180 179V180H181ZM190 179H192L191 177H189V179H188V181H190L191 182V180ZM245 179V178H244ZM253 179V178H252ZM68 180V179H67ZM66 180V181H67ZM94 180V179H93ZM168 180V179H167ZM166 180V181H167ZM174 180H177V179H174ZM55 180H53V182H54ZM60 181H61V179H60ZM60 181H59V185L60 186H62V187H65V179L63 180L64 181V184H62V183H60ZM78 181H79V179H78ZM100 181V180H99ZM151 181V180H150ZM161 181V180H160ZM169 181H170V179H169ZM221 181V180H220ZM62 182V181H61ZM68 182V181H67ZM66 182V183H67ZM93 182V181H92ZM188 183L186 180H184V181H176L175 182V185H173L172 187V189H174V190H176V188L177 187H179L180 185H181V187L183 186V187H186L187 185L186 184H184V183ZM245 182H246V180H245ZM153 183V182H152ZM169 183H171V182H169ZM208 183V182H207ZM242 183V182H241ZM240 183V184H241ZM258 183V182H257ZM256 183V184H257ZM97 183H95V185H96ZM159 184H161V183H159ZM191 184L192 183H190V189H191V194H190V197H188V198H185V199H183V202L184 203H186L187 205H189L190 206V208H191V213H189V215L191 216V214H192V220H193V222H192V220H191V222H192V224L191 223H189V224H191L190 225V229H191V231H192V236H194L193 235V233L195 234V235H200V234H203L204 232H209V231H212V230H215V229H217V228H219V229H221V228H223L224 226H227V227H231L232 226V224H233V220H232V215H230V214H228V213H226L223 209H224V206L226 205V202H225V200H224V196L222 197V195L221 194H219L218 193V191H217V187L215 188L214 186H217V185H211L210 183H208L207 184V187L206 188H198V186H192L191 187ZM245 184V183H244ZM93 185H94V183H93ZM94 185V186H95ZM158 185V184H157ZM156 185V186H157ZM162 185V184H161ZM166 185V184H165ZM186 185V186H185ZM223 185H224V183H223ZM246 185V184H245ZM160 186V185H159ZM170 186V185H169ZM244 185H240L239 186V188H238V190L240 191V193H244L245 195H243V197L244 196H247V194H246V192H249L248 191V185H246V187L244 186ZM259 186V185H258ZM92 187V186H91ZM163 187V186H162ZM168 187V186H167ZM197 187V188H196ZM261 187V186H260ZM264 187V186H263ZM49 188H51V187H49ZM78 188V187H77ZM94 188V187H93ZM97 188V187H96ZM159 188H161V187H159ZM246 188V189H245ZM257 188V187H256ZM154 189V188H153ZM158 189V188H157ZM170 189H171V187H170ZM188 189V188H187ZM224 189V188H223ZM163 190V189H162ZM161 190V191H162ZM169 190V189H168ZM167 190V191H168ZM245 190H247V191H245ZM155 191H156V189H155ZM166 191V192H167ZM178 191V190H177ZM188 191V190H187ZM256 191H257V189H256ZM263 191V190H262ZM257 193V192H256ZM255 193V194H256ZM152 194H155V193H152ZM167 194V193H166ZM157 195V194H156ZM236 195V194H235ZM264 195V194H263ZM118 196V195H117ZM166 196V195H165ZM250 196V195H249ZM252 196V195H251ZM253 197V196H252ZM256 197V196H255ZM168 199V198H167ZM252 199V198H251ZM250 199V200H251ZM158 200V199H157ZM12 201L14 202V198H12ZM150 201V200H149ZM262 201H263V199H262ZM35 202V205L34 206H36L34 209H32L31 210V212L30 213H28V215L26 216V220L24 221V225L25 226H27L28 227V229L31 231V232H33L34 233V237L35 238H37V239H42L40 242H42V243H39V242H37L36 240L37 239H35V240H32V238L30 237V239H28L27 238V243H28V245L26 244V247L27 248H29V252H28V254L25 256L24 254L22 255H20V256H17V254L14 252V247L16 246V244H18V245H21V244H24V242L25 241H22V240H20V238L19 237H21V235L19 234V233H17V230L15 231V229H14V226L17 224L18 225V223H19V221L13 216V215H9V214H4L2 211H1V209H0V251H2L1 252V254L0 255H6V256H8V258H9V262L11 261L12 262V264H13V261L14 260H16V261H19V260H26V258H30V257H32L34 254H37V253H40V251L42 250V251H44V250H48V251H56V250H58V248L61 246V244H62V242H63V235H65L64 233H66L64 230H62L61 228H59L60 226H59V220H60V217L62 216V211H60V206H61V203H62V200H60L58 197H56V198H54L53 199V201L51 200V201H49L48 199H40V200H37V201H34ZM33 202V203H34ZM148 202V201H147ZM156 202V201H155ZM245 202V201H244ZM243 202V203H244ZM247 202V201H246ZM249 202V201H248ZM251 202V201H250ZM256 202V201H255ZM254 202V203H255ZM154 203V202H153ZM176 203V202H175ZM242 203V202H241ZM155 204V203H154ZM182 204V203H181ZM251 204V203H250ZM259 204V203H258ZM262 204V203H261ZM252 205V204H251ZM33 206V207H34ZM169 206V205H168ZM258 206V205H257ZM262 206V205H261ZM21 207L23 208V209H25V207H26V205H21ZM249 207V206H248ZM263 207H264V205H263ZM163 208H165V207H163ZM255 208H257L256 206H255ZM260 208V207H259ZM262 208V207H261ZM166 209V208H165ZM173 209V208H172ZM241 209H242V207H241ZM250 209H251V207H250ZM11 211H12V209H10ZM161 210V209H160ZM168 210V209H167ZM174 210V209H173ZM245 210H247V209H245ZM255 210V209H254ZM253 210V211H254ZM258 209H256L255 211H257ZM261 210V209H260ZM264 210V209H263ZM244 211V210H243ZM248 211V210H247ZM252 211V210H251ZM106 212H107V210H106ZM258 213H259V210L257 211ZM264 212V211H263ZM262 212V210H261V214L263 213ZM111 213V212H110ZM122 213V212H121ZM242 214H243V212H241ZM249 213H251V214H249L248 216H246V217H248L249 219H250V217L254 214L255 215V213L256 212H253V214H252V212H250L249 211ZM257 213V215H255V216H258L259 214ZM113 214V213H112ZM111 214V215H112ZM123 214V213H122ZM116 215H118V213L116 214ZM244 215V214H243ZM262 215H264V213L262 214ZM109 216H110V214H109ZM113 216H115V214H113ZM151 215H149V217H150ZM189 216V217H190ZM261 216V215H260ZM111 217V216H110ZM120 217H122V216H120ZM245 217V216H244ZM252 217H254V216H252ZM251 217V218H252ZM123 218V217H122ZM190 218V219H191ZM243 218V217H242ZM255 218V217H254ZM253 218V219H254ZM151 219V218H150ZM167 219V218H166ZM189 219V218H188ZM244 219V222H246L245 220H248V222H249V219H245V218H243ZM243 219L240 221V222H242V223H244L243 222ZM253 219H250V220H253ZM264 219V218H263ZM119 220V219H118ZM120 220H122V219H120ZM148 220V219H147ZM147 220H145V221H147ZM163 220V219H162ZM255 221H254V223H255V225H257L256 223H260V217H259V220H258V218H256V219H254ZM259 221V222H257V221ZM112 221H113V219H112ZM111 221V222H112ZM139 221V220H138ZM68 222V221H67ZM102 222V221H101ZM189 222V221H188ZM248 222L247 223H244V225H241V226H243V227H240L239 229L242 231V233H244V234H247V235H252L253 233H255V227H252V226H250V228H249V226H248ZM264 222V221H263ZM147 224L149 223V220H148V222H146ZM151 223V222H150ZM153 223H154V220H153ZM158 223V222H157ZM250 223H252V221L250 222ZM64 224H66V223H64ZM68 224H70V223H68ZM115 224V223H114ZM140 224V223H139ZM245 224L247 225V226H245ZM260 224H262V223H260ZM260 224H258L259 226H260ZM254 225V226H255ZM68 226V225H67ZM245 226V227H244ZM64 227V226H63ZM70 227V226H69ZM150 227H152V226H150ZM176 227V226H175ZM252 227V228H251ZM67 228V227H66ZM127 228V227H126ZM155 228V227H154ZM65 229V228H64ZM171 229V228H170ZM176 229V228H175ZM71 230V229H70ZM129 230V229H128ZM154 230V229H153ZM169 230V229H168ZM167 230V231H168ZM183 230V229H182ZM188 230V229H187ZM263 230V229H262ZM68 231V230H67ZM108 231V230H107ZM106 231V232H107ZM159 231H161V230H159ZM260 231V230H259ZM73 232V231H72ZM148 232H149V230H148ZM162 232V231H161ZM160 232V233H161ZM222 232V231H221ZM159 233V234H160ZM185 233V232H184ZM149 235L151 234V232L150 233H148ZM187 235H188V232L186 233ZM206 234V233H205ZM132 235V234H131ZM136 235V234H135ZM156 235H158V234H156ZM164 235V234H163ZM166 235V234H165ZM165 235L163 236V237H165ZM183 235V234H182ZM181 235V236H182ZM190 235V234H189ZM214 235V234H213ZM155 236V235H154ZM23 237V236H22ZM49 237H51L52 239H51V241H48V240H50V239H48ZM157 237V236H156ZM162 237V235H161V237H159L160 238V240H161V238H163ZM244 237H246V236H244ZM4 238H10L11 240H9V239H4ZM102 238V237H101ZM133 238V237H132ZM143 238V237H142ZM166 238V237H165ZM165 238L163 239V240H161V243H160V245L159 246H157L156 244L155 245H153V244H151V245H149L148 247H146L143 251H142V259L140 258L139 259V257H138V259L137 260H135L134 261V258H136V257H134L133 255L135 254V252H134V248H131L132 246L129 244V245H124V244H120V243H111V242H109V243H111V244H113L112 245V247H113V249H111L113 252H116L115 254H116V256H115V260L116 261H119V263L121 264V263H123V260H125L126 261V263H124V264H178L177 263V261L175 260V258H174V255L176 254V251L174 250V248H172V247H169L168 246V244L166 243H164L163 241L165 240ZM180 238V237H179ZM89 239V238H88ZM103 239V238H102ZM135 239V238H134ZM133 239V240H134ZM158 239V238H157ZM181 239V238H180ZM55 242H54V241ZM132 240V239H131ZM145 240V239H144ZM159 240V239H158ZM157 240V241H158ZM192 240V239H191ZM46 241H48V245L47 244H44V242L46 243ZM172 241V240H171ZM194 241V240H193ZM218 241V240H217ZM67 242V241H66ZM95 242V241H94ZM106 242V240L104 241V242H98V243H100V245H102L103 246V244ZM159 242V241H158ZM175 242H177L176 240H175ZM225 242V241H224ZM97 243V244H98ZM103 243V244H102ZM108 243V244H109ZM95 245H96V243H94ZM106 244L107 243H105V246H101V248L100 249H102V248H104L105 249V247H106ZM174 244V243H173ZM222 246V245H221ZM84 247V246H83ZM82 247V248H83ZM97 247V246H96ZM94 245H93V249L94 250H96L95 248H96ZM213 247V246H212ZM108 248H109V246H108ZM183 248V247H182ZM193 248V247H192ZM218 248V247H217ZM221 248V247H220ZM99 249V247H98V250H100ZM109 249V250H110ZM110 250V251H111ZM217 250V249H216ZM97 251V250H96ZM111 251V252H112ZM222 251V250H221ZM90 252V251H89ZM93 252V251H92ZM98 252V251H97ZM113 252H112V254H113ZM7 253V254H6ZM100 254H101V252H99ZM131 253V254H130ZM42 254V253H41ZM84 254H85V252H84ZM128 254H130V257L128 256ZM87 255V254H86ZM108 255H109V252H108ZM136 255V254H135ZM178 255V254H177ZM207 255H209L208 254V252H207ZM39 256H42V255H39ZM107 256V255H106ZM125 256H127V257H125ZM206 256V255H205ZM93 257V256H92ZM182 257H183V255H182ZM247 257V256H246ZM249 258H250V256H248ZM75 258V257H74ZM87 258V257H86ZM98 258H99V256H98ZM97 258V259H98ZM184 258H187V257H184ZM78 259V258H77ZM107 260H108V258H106ZM105 259V260H106ZM206 259V258H205ZM204 259V255H203V259L201 258V256H200V254H189V257H188V260L189 261H187L185 264H204L203 263V261L205 260ZM250 259H252V258H250ZM76 260V259H75ZM102 260V259H101ZM101 260H100V262H101ZM179 260V259H178ZM181 260V259H180ZM180 260H179V262H180ZM203 260V261H202ZM255 260V259H254ZM99 262V261H98ZM111 262V261H110ZM114 262V261H113ZM181 262H182V260H181ZM205 262V261H204ZM261 262V261H260ZM1 263V262H0ZM84 263V262H83ZM94 263V262H93ZM109 263V262H108ZM224 263V262H223ZM229 263V262H228ZM249 263V262H248ZM2 264V263H1ZM105 264H107V263H105ZM180 264V263H179ZM221 264V263H220ZM226 264V263H225ZM240 264V263H239ZM245 264V263H244ZM264 264V263H263Z\"/></svg>",
    "mask_w": 264,
    "mask_h": 264
},
{
    "label": "crops",
    "instance_id": "obj_3",
    "mask_svg": "<svg viewBox=\"0 0 264 264\" xmlns=\"http://www.w3.org/2000/svg\"><path fill=\"white\" fill-rule=\"evenodd\" d=\"M17 256H19V254Z\"/></svg>",
    "mask_w": 264,
    "mask_h": 264
}]
</instances>
